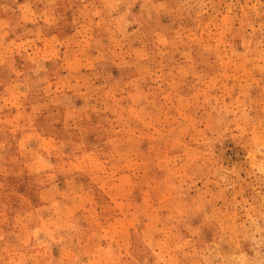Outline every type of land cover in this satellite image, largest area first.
I'll return each mask as SVG.
<instances>
[{
  "label": "rangeland",
  "instance_id": "rangeland-1",
  "mask_svg": "<svg viewBox=\"0 0 264 264\" xmlns=\"http://www.w3.org/2000/svg\"><path fill=\"white\" fill-rule=\"evenodd\" d=\"M0 264H264V0H0Z\"/></svg>",
  "mask_w": 264,
  "mask_h": 264
}]
</instances>
